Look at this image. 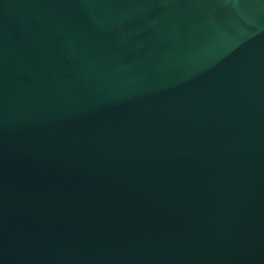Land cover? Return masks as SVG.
<instances>
[{
    "label": "water",
    "instance_id": "obj_1",
    "mask_svg": "<svg viewBox=\"0 0 264 264\" xmlns=\"http://www.w3.org/2000/svg\"><path fill=\"white\" fill-rule=\"evenodd\" d=\"M0 264H264V0H0Z\"/></svg>",
    "mask_w": 264,
    "mask_h": 264
}]
</instances>
